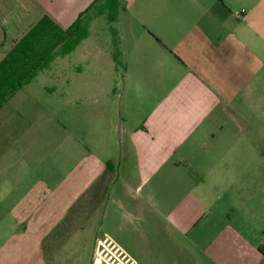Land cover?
<instances>
[{"label": "crops", "instance_id": "obj_1", "mask_svg": "<svg viewBox=\"0 0 264 264\" xmlns=\"http://www.w3.org/2000/svg\"><path fill=\"white\" fill-rule=\"evenodd\" d=\"M35 1L67 28L50 3ZM243 1L183 0L237 22L245 17L237 12ZM172 53L81 51L77 78L56 69L39 82L50 63L3 105L0 264H148L149 215L175 213L190 196L197 206L177 211L180 231L203 223L235 248L233 230L242 227L233 226L234 211L219 210L205 190L245 178L243 136L255 131L237 126L242 115ZM96 182L108 185L106 194L94 191ZM152 183L161 204L150 203L157 199L148 192ZM201 248L200 264H264L261 252L246 258ZM257 249L264 252V243Z\"/></svg>", "mask_w": 264, "mask_h": 264}, {"label": "rangeland", "instance_id": "obj_2", "mask_svg": "<svg viewBox=\"0 0 264 264\" xmlns=\"http://www.w3.org/2000/svg\"><path fill=\"white\" fill-rule=\"evenodd\" d=\"M43 1L53 6L67 28L88 10L89 30L73 53L65 55L58 52L59 48L56 50L50 67L38 74L39 82H47L50 71L56 69L67 70L68 75L77 78L81 51H171L173 57L182 58L187 69L197 72L218 95L225 97L229 109L242 115L236 117L237 126L255 131L243 136L247 149L244 147L241 153L239 171L246 179L222 180L221 184L208 185L205 190L212 193L219 210L234 211L233 226L242 227V232L233 230L237 236L235 248L224 243L216 229L206 231L203 223L193 231H180L176 224L181 220L178 219L181 213L177 211L183 206L185 209L197 206L190 196L175 213L166 217L159 213L149 215L148 264H200L201 246H207L208 251L220 248L246 258L264 254L257 249L264 243V0H244L237 11L245 15L240 22L233 18L219 21L208 14L210 11L187 5L183 0L164 3L162 0H111L113 5L109 0H101L95 6L107 13L98 15L95 6L90 9L95 0ZM149 34L158 44L149 41ZM102 65L111 67L106 61ZM215 177L220 179L221 175ZM168 188L171 189L170 184ZM148 192L157 198L150 203L162 199L157 184L148 185ZM176 202L171 201L173 205ZM203 202L198 200L200 205ZM184 219L187 220L186 215ZM181 244L187 252L196 255L197 263L184 258Z\"/></svg>", "mask_w": 264, "mask_h": 264}, {"label": "trees", "instance_id": "obj_3", "mask_svg": "<svg viewBox=\"0 0 264 264\" xmlns=\"http://www.w3.org/2000/svg\"><path fill=\"white\" fill-rule=\"evenodd\" d=\"M99 2L95 0L90 9ZM87 11L72 26L63 28L35 0H0V109L50 65L58 48L59 53L68 54L88 36ZM104 12L96 7L95 14ZM109 165L108 172L112 170ZM93 188L103 195L108 185L96 182Z\"/></svg>", "mask_w": 264, "mask_h": 264}]
</instances>
